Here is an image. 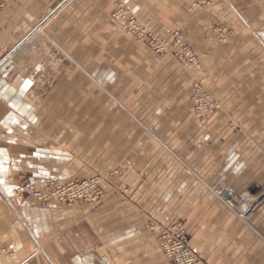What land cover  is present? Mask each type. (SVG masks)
Wrapping results in <instances>:
<instances>
[{"label":"crops","instance_id":"0c3cea01","mask_svg":"<svg viewBox=\"0 0 264 264\" xmlns=\"http://www.w3.org/2000/svg\"><path fill=\"white\" fill-rule=\"evenodd\" d=\"M118 1L157 34L184 29L223 105L212 120L195 118L193 76L114 20ZM192 2L0 0V264H172L126 205L105 218L13 194L115 168L190 234L200 264H264V203L247 221L223 197L264 187V0ZM72 141L90 148L86 169L60 152Z\"/></svg>","mask_w":264,"mask_h":264},{"label":"built area","instance_id":"2783aa9c","mask_svg":"<svg viewBox=\"0 0 264 264\" xmlns=\"http://www.w3.org/2000/svg\"><path fill=\"white\" fill-rule=\"evenodd\" d=\"M208 4L209 0H193L190 10H199ZM113 18L125 32L145 41L154 53L158 55L172 53L175 59L185 66L202 69L201 63L182 31H174L168 37H161L145 27L132 10L121 1L115 3ZM193 100L196 108L207 114L213 113L219 108L218 102L209 96L201 81L195 82ZM101 193V180L99 177H94L85 180H73L68 183H51L45 188L24 183L18 186L13 194L41 202L73 203L76 200L93 201ZM216 194L221 195V190H216ZM238 214L247 220L251 217L252 212L249 210L243 214L239 211ZM159 247L172 264H200L201 262L198 253L190 246L189 234L181 228L160 227Z\"/></svg>","mask_w":264,"mask_h":264},{"label":"rangeland","instance_id":"374dc122","mask_svg":"<svg viewBox=\"0 0 264 264\" xmlns=\"http://www.w3.org/2000/svg\"><path fill=\"white\" fill-rule=\"evenodd\" d=\"M205 8L206 7H203L202 9H199L196 11H202ZM140 21L145 25V27H147L151 31L155 32L154 29L151 26H149L147 23H145L142 19H140ZM174 31H182L186 37V33H185L184 29H182V28H175L171 31L164 33V34H161V33H158V34L156 33V34L161 36V37H168ZM127 34L134 37L133 35H131L129 33H127ZM219 37H220V40L223 42L225 40L224 32L223 33L220 32ZM134 38H136V37H134ZM193 51L198 58V54L196 53V51L195 50H193ZM160 56H170L175 62L180 64L186 72H189V74L191 76H193V78H194L193 96H192L191 101H192V108H193V113L195 115V118L200 122H204V121L207 122V121L212 120V118L215 117L222 110L223 105L220 102V100L218 99V97L215 94H213V92L209 89V87L205 83L204 79H202V77H204L203 73L205 72V68L202 67V69H197L196 67L185 66L184 64H182L181 62L176 60L172 53H169L166 55H160ZM198 60H199V58H198ZM199 75L202 77H200ZM196 81H201L204 89L209 94V96L218 102L219 108L217 110H215L213 113L207 114V113H204L203 111H200L196 108V104L193 100V98H194V85H195ZM260 117H261V114L258 115L259 119H260ZM262 137H264V136H262ZM260 139H262V138H260ZM77 141L79 142V140H77ZM59 147H61V146H59ZM59 150H60V152L62 151L63 154L67 153L66 155H69V156H71V154H74V153H77V155L80 153L81 156L78 155L79 159L75 157L69 163V165L73 164L74 166H79L80 168L86 169V166L88 165V162H89L88 158L90 156V148L88 146L87 147L82 146V145H79L78 143H75V141H72L70 144H68L66 146H62ZM79 151H81V152H79ZM123 175H124L123 169L115 168L109 174L97 173V172H88L87 174H84V175L67 177L65 179H58V178L50 179V180H47L42 185H40V186L38 185V186L41 188H45L48 185H50L51 183H55V184L56 183H68V182L73 181V180H85V179H90V178H94V177H99L101 180V191H102V193L97 199H95L93 201L76 200L73 203H66V205L72 206L76 203H83V204H87V205H91V206H98L100 208L104 207L103 210L100 209L101 210L100 214H103V217H105V218L107 217L106 210H107L108 204H112V203L117 204L118 208L116 206L117 210L114 211L117 213L116 217H124L123 205H126L127 211L125 212V216L130 217L132 219H135V218L136 219H139V218L144 219L149 233H152L156 236L157 243L159 244L160 227L167 225L166 220H165V218H166L165 214H166V212H169V211H166V210L157 211L154 209V207L157 204L155 202V195L146 194V193L131 192L130 186L132 183H129L128 179L125 180L123 178ZM115 176L118 179V185L117 186L115 185V182L113 180V178ZM259 182L261 185L262 184L264 185V179H259ZM216 190H221V192L223 194V189H216ZM258 190H264V187H260V186L257 188L248 187V188L244 189V191L242 193L236 194L235 197L231 199V200H233L231 202L240 203V204H237L238 206L242 205V209H240V210L237 207L236 211H238V213L240 211L243 214H245L249 210L252 212L251 217L249 219H247V221L251 220L254 217L259 206H261L264 203V194L263 195L260 194L258 192ZM215 193H216V191H215ZM222 194L221 195L217 194V195L220 197V196H222ZM54 202L64 203V202H58V201H54ZM161 213H162V216H160ZM189 236H190V234H189ZM159 249H160V247H159ZM192 249H194V248L192 247Z\"/></svg>","mask_w":264,"mask_h":264},{"label":"water","instance_id":"95a60500","mask_svg":"<svg viewBox=\"0 0 264 264\" xmlns=\"http://www.w3.org/2000/svg\"><path fill=\"white\" fill-rule=\"evenodd\" d=\"M262 194H264V192L262 193ZM233 196H234V194H232L231 192H228V191H226L225 193H224V195H223V197L226 199V200H231L232 198H233Z\"/></svg>","mask_w":264,"mask_h":264}]
</instances>
